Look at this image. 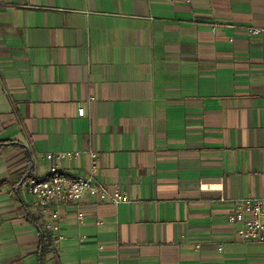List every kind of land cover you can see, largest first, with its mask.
<instances>
[{
	"label": "crops",
	"instance_id": "0c3cea01",
	"mask_svg": "<svg viewBox=\"0 0 264 264\" xmlns=\"http://www.w3.org/2000/svg\"><path fill=\"white\" fill-rule=\"evenodd\" d=\"M89 150L131 201L57 206L55 243L24 184L57 152H80L57 166L88 177ZM252 197L264 0H0L2 264H264L228 220Z\"/></svg>",
	"mask_w": 264,
	"mask_h": 264
},
{
	"label": "built area",
	"instance_id": "2783aa9c",
	"mask_svg": "<svg viewBox=\"0 0 264 264\" xmlns=\"http://www.w3.org/2000/svg\"><path fill=\"white\" fill-rule=\"evenodd\" d=\"M249 33L257 36L261 30L250 28ZM78 114L83 117L85 109L80 107ZM88 155L91 160L88 177L70 175L61 171L57 166L58 163L64 161L79 160L80 152H57L44 156V160L53 162L44 177L30 176L24 184L26 192L34 199V206L41 217L45 219V230L51 234L55 243L63 240V236L59 234L61 213L56 208L57 206L66 204L81 206L88 197L95 198L99 203L111 202L115 205L131 201L128 193L119 188L110 190L97 180L99 173L98 153L89 150ZM84 218L85 213L79 211L77 214L78 221L83 222ZM228 220L232 224L239 223L242 225L237 232L240 239L249 243L264 244V197H252L242 201L240 206L229 215ZM0 264H2L1 258Z\"/></svg>",
	"mask_w": 264,
	"mask_h": 264
},
{
	"label": "trees",
	"instance_id": "16d2710c",
	"mask_svg": "<svg viewBox=\"0 0 264 264\" xmlns=\"http://www.w3.org/2000/svg\"><path fill=\"white\" fill-rule=\"evenodd\" d=\"M38 229H39V231L41 233L40 253H41V257L43 259L44 253L49 248L50 243L48 244L49 240L47 239L46 235L44 234L42 226L40 224H38Z\"/></svg>",
	"mask_w": 264,
	"mask_h": 264
}]
</instances>
